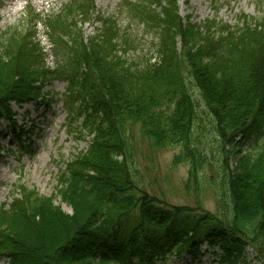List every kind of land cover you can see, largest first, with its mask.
<instances>
[{"label":"trees","instance_id":"1","mask_svg":"<svg viewBox=\"0 0 264 264\" xmlns=\"http://www.w3.org/2000/svg\"><path fill=\"white\" fill-rule=\"evenodd\" d=\"M94 5L72 0L38 20L48 23L55 48L64 50L54 68L41 41L21 32L0 48V120L17 127L13 104H44L45 88L61 78L69 116L82 118L79 137L92 136L67 163L55 195L21 186L11 204L0 206V264H168L196 256L202 246L218 255L216 264H241L247 247L261 254L264 12L240 16L236 25L215 18L193 25L182 19L178 0H137L129 4L131 16L155 35L157 54L154 61L134 62L122 53L136 39L114 17L101 18L97 33L85 35L78 16L87 19ZM203 111L218 139L216 212L151 194L131 142V129L139 125L156 148L179 146L174 163L188 164V186H199L215 156L195 133ZM252 136L254 144L237 152L231 170L229 148ZM57 197L71 213L55 203Z\"/></svg>","mask_w":264,"mask_h":264},{"label":"rangeland","instance_id":"2","mask_svg":"<svg viewBox=\"0 0 264 264\" xmlns=\"http://www.w3.org/2000/svg\"><path fill=\"white\" fill-rule=\"evenodd\" d=\"M71 1L0 0V48L11 33L21 32L29 39L41 41V47L46 53V62L54 68L64 50L62 49L61 54L59 49L55 48L48 23L38 20L47 19L51 14H58ZM136 1L95 0L92 14L87 19L79 15L78 23L85 35L90 37L101 28V18L114 17L122 31L136 39L134 48L122 53V56L134 62L140 59L145 61L150 57H153L154 61L157 54V38L152 33H147V28L140 21L132 18L129 4H135ZM178 4L182 19L193 25L202 24L213 18L221 23L236 25L240 16L259 18L264 12V0H178ZM66 88V80L54 78L51 85L45 88L49 96L44 104L38 106L25 104L22 107L13 104L14 110L18 113L17 127L0 120V141L4 147L0 152V206L3 203L11 204L18 195L16 190L21 186L28 190H36L45 196L55 195L59 177L65 171L67 163L89 147L92 136L86 134L81 138L77 132L82 118L69 116L68 105L65 104ZM193 91L198 97L199 91L196 87ZM203 107L201 109H204ZM200 115L201 123L196 127V136L212 148L215 156L211 159L212 164L204 170L199 186L193 184L189 188L188 164L174 163V157L180 153L179 146L156 148L143 136L139 125L131 129V142L136 152L140 180L151 194L174 205L193 208H198L199 205L205 210L216 212L221 206L217 195L222 180L218 165V139L211 116L204 111ZM255 138L254 136L245 140L239 138L238 147L229 148L228 161L231 170H235L239 163L237 152L240 149H249ZM55 203L57 205L61 203L60 197H57ZM61 205L66 212L71 213L66 204ZM245 253L240 260L241 264H264V250L260 254L254 248L247 247ZM216 263L218 255L209 252L206 246H202L196 256L187 253L182 258L174 257L168 262V264Z\"/></svg>","mask_w":264,"mask_h":264}]
</instances>
